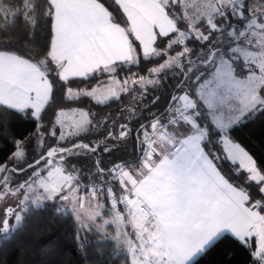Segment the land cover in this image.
<instances>
[{"label":"snow or ice","instance_id":"snow-or-ice-1","mask_svg":"<svg viewBox=\"0 0 264 264\" xmlns=\"http://www.w3.org/2000/svg\"><path fill=\"white\" fill-rule=\"evenodd\" d=\"M162 78L175 82L166 99L150 95ZM124 94L136 106L115 116L73 106ZM256 113L264 0H0V137L13 148L0 237L51 207L87 264L101 241L124 264H200L229 243L264 264V163L233 135ZM22 119L36 128L18 138ZM60 251L42 249L41 264H62Z\"/></svg>","mask_w":264,"mask_h":264},{"label":"trees","instance_id":"trees-1","mask_svg":"<svg viewBox=\"0 0 264 264\" xmlns=\"http://www.w3.org/2000/svg\"><path fill=\"white\" fill-rule=\"evenodd\" d=\"M153 66L147 65L143 71L133 67L132 72H139L140 75L147 76V69ZM124 75L125 73H120V78L122 79ZM168 75L170 77L171 73ZM174 83L170 79L162 78L160 85L150 92V95L162 92L166 99ZM73 86L89 89L96 86V82L93 81L91 84L87 82L79 83ZM129 87H132L131 83ZM136 95L138 97L139 93ZM128 101L129 97L124 94L123 103L109 102L107 105H98L90 99H85L82 104L73 106L86 107L91 104L93 106L92 110L99 112L101 116H115L122 107L136 106L135 104H129ZM160 103L163 104L164 100L162 99ZM145 115H148V113H145ZM35 128L34 121L28 119L13 120L11 133L18 138L29 137L34 133ZM97 135L99 133L93 134L89 139L94 140ZM233 135L255 159L264 163V113L249 116L242 125L234 129ZM51 142L49 140V143ZM85 142H88V140H85ZM128 150L130 151L131 148L129 147ZM11 151H13L12 145L3 137H0V162H3ZM30 152L29 156L32 153ZM223 166L226 171L230 167L227 161L224 162ZM52 245H58L61 250L56 258L58 262H62V264H87L75 251V245L71 241V226L62 217L55 215L51 207H46L38 214L30 216L24 230L14 236L11 242H5L0 237V264H41L42 260L48 259L46 256H41L42 249ZM98 247L103 248V255H98L95 249L91 250L89 258L92 264H124L122 255L114 254L110 242L101 241ZM225 247L232 253L227 258L223 255ZM110 257H112L111 261ZM251 259L248 247L237 243H229L221 245L219 249L213 250L202 257L200 264H250Z\"/></svg>","mask_w":264,"mask_h":264},{"label":"rangeland","instance_id":"rangeland-1","mask_svg":"<svg viewBox=\"0 0 264 264\" xmlns=\"http://www.w3.org/2000/svg\"><path fill=\"white\" fill-rule=\"evenodd\" d=\"M32 144L34 145L35 144V141L33 140L32 141ZM31 153V152H30ZM31 155H32V153H31ZM22 178V177H21ZM4 205H3V202H0V208H2ZM10 223H11V221H10Z\"/></svg>","mask_w":264,"mask_h":264},{"label":"crops","instance_id":"crops-1","mask_svg":"<svg viewBox=\"0 0 264 264\" xmlns=\"http://www.w3.org/2000/svg\"><path fill=\"white\" fill-rule=\"evenodd\" d=\"M93 87H96V86H93ZM102 88L104 87V86H101ZM89 89H91V88H89ZM93 102H95L94 100H92ZM96 103V102H95Z\"/></svg>","mask_w":264,"mask_h":264}]
</instances>
